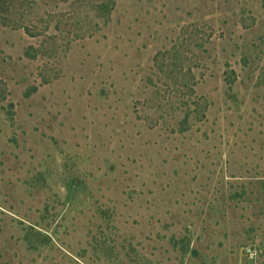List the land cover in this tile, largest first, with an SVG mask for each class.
<instances>
[{"label":"rangeland","instance_id":"374dc122","mask_svg":"<svg viewBox=\"0 0 264 264\" xmlns=\"http://www.w3.org/2000/svg\"><path fill=\"white\" fill-rule=\"evenodd\" d=\"M0 264H264V0H15Z\"/></svg>","mask_w":264,"mask_h":264},{"label":"trees","instance_id":"16d2710c","mask_svg":"<svg viewBox=\"0 0 264 264\" xmlns=\"http://www.w3.org/2000/svg\"><path fill=\"white\" fill-rule=\"evenodd\" d=\"M15 0H0V21L5 23L9 18Z\"/></svg>","mask_w":264,"mask_h":264}]
</instances>
